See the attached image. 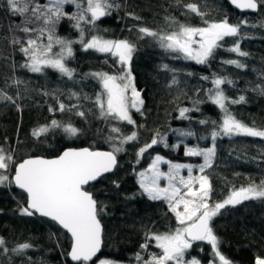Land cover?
Here are the masks:
<instances>
[{"label":"trees","instance_id":"obj_1","mask_svg":"<svg viewBox=\"0 0 264 264\" xmlns=\"http://www.w3.org/2000/svg\"><path fill=\"white\" fill-rule=\"evenodd\" d=\"M86 1L0 0V174L9 175L0 184V264H74L70 236L31 213L13 185L26 159L68 149L117 158L115 171L87 189L103 225L101 253L78 264H176L157 238L178 230V210L140 185L155 158L203 166L196 177L209 184L206 206L217 208L207 239L172 247L179 260L264 264V138L223 132L227 117L264 131V0H256L257 14L239 13L226 0H105L95 23ZM213 27L226 31L219 37ZM188 30L199 43L212 39L198 40L201 33L218 37L203 63L183 49ZM58 41L70 43L68 72L33 69L32 59L55 53ZM126 49L143 98L128 120L109 113L104 87L106 76L121 74ZM189 149L212 150V163ZM245 189L259 195L224 205Z\"/></svg>","mask_w":264,"mask_h":264},{"label":"water","instance_id":"obj_2","mask_svg":"<svg viewBox=\"0 0 264 264\" xmlns=\"http://www.w3.org/2000/svg\"><path fill=\"white\" fill-rule=\"evenodd\" d=\"M104 1H86L93 23L104 18L101 7ZM226 2L239 13L259 11L256 0ZM215 36L214 32H205L197 35V39ZM175 44L179 45L177 41ZM116 167L113 152L90 149H68L56 158H29L16 167L15 189L27 196L31 213L55 223L70 236L72 246L68 259L74 264L92 263L101 253L103 225L97 215V202L87 189L113 173ZM210 227L211 214L204 212L186 230L185 240L195 243L207 239Z\"/></svg>","mask_w":264,"mask_h":264},{"label":"rangeland","instance_id":"obj_3","mask_svg":"<svg viewBox=\"0 0 264 264\" xmlns=\"http://www.w3.org/2000/svg\"><path fill=\"white\" fill-rule=\"evenodd\" d=\"M70 1V0H64ZM97 5H94V7ZM212 31L218 32L220 37L225 29L222 27H213ZM193 31L188 30L186 34L180 38V41L186 47L185 50L190 52L191 60L196 63L206 61L209 50L216 44L218 37L209 39L203 44L197 42L193 38ZM106 44V43H105ZM100 44L99 47L104 49L111 48V44ZM98 46V45H97ZM55 53H50L47 58H34L31 61V67L35 70H41L45 67H53L61 71L68 72L66 67V59L72 55L70 43L66 41H58ZM122 65V72L118 77L106 76L104 87L106 89V107L109 113L117 115L119 118L130 119L131 110H139L143 105V98L140 91L134 84V77L131 73L130 50L124 51L119 56ZM223 101L222 95L218 93L216 99ZM223 132L226 135L242 134L255 135L264 138V131H256L249 129L231 117H227L224 121ZM191 155H205V163L209 166L212 163L210 153L212 150L189 149ZM203 166H195L186 163L170 162L168 160L155 158L154 162L143 172L140 173V185L144 193L153 199L164 198L177 211L179 218V227L172 235L157 238V244L163 246L166 252V258L172 260L176 264H201L196 259L183 262L179 260L182 257L180 249H172L179 246L185 239V232L195 221L201 209H207L211 215L215 214L217 208L211 209L206 206V192L209 189L207 180L198 179L195 170H201ZM184 169H190L189 173ZM193 172V174L191 173ZM3 181H9L8 173L0 174V184ZM207 187V188H206ZM259 193L255 190L245 189L233 194L224 205L236 204L249 198H255ZM204 211V210H201ZM190 222V223H189ZM258 261V264H261ZM97 264H125L110 259H100ZM213 264V263H210ZM218 264H229L224 260H220Z\"/></svg>","mask_w":264,"mask_h":264}]
</instances>
